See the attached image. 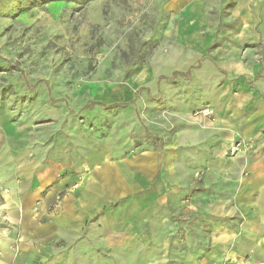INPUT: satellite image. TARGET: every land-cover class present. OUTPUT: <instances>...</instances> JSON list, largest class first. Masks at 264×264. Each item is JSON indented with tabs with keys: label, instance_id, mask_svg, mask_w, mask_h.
I'll use <instances>...</instances> for the list:
<instances>
[{
	"label": "rangeland",
	"instance_id": "obj_1",
	"mask_svg": "<svg viewBox=\"0 0 264 264\" xmlns=\"http://www.w3.org/2000/svg\"><path fill=\"white\" fill-rule=\"evenodd\" d=\"M100 148L169 157L184 205L213 159L245 177L264 154V0H0V170L80 177Z\"/></svg>",
	"mask_w": 264,
	"mask_h": 264
},
{
	"label": "crops",
	"instance_id": "obj_2",
	"mask_svg": "<svg viewBox=\"0 0 264 264\" xmlns=\"http://www.w3.org/2000/svg\"><path fill=\"white\" fill-rule=\"evenodd\" d=\"M166 162L100 148L80 177L64 162L0 170V264H264V154L245 177L243 158L211 160L213 189L188 205Z\"/></svg>",
	"mask_w": 264,
	"mask_h": 264
},
{
	"label": "trees",
	"instance_id": "obj_3",
	"mask_svg": "<svg viewBox=\"0 0 264 264\" xmlns=\"http://www.w3.org/2000/svg\"><path fill=\"white\" fill-rule=\"evenodd\" d=\"M178 74H180V75H181V74H182V75H185L186 73H185V74H184V73H178ZM92 104H101V102L94 101V102H92Z\"/></svg>",
	"mask_w": 264,
	"mask_h": 264
}]
</instances>
